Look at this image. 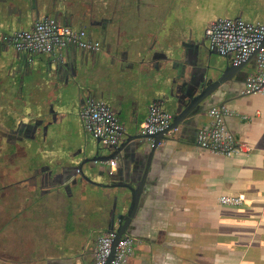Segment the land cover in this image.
Masks as SVG:
<instances>
[{
    "label": "flooded vegetation",
    "instance_id": "af4514ba",
    "mask_svg": "<svg viewBox=\"0 0 264 264\" xmlns=\"http://www.w3.org/2000/svg\"><path fill=\"white\" fill-rule=\"evenodd\" d=\"M168 1L59 0L58 3L63 6L64 19L58 15L53 17L38 15L40 8L47 5L46 0L6 2L2 0L0 9L2 13L15 10L19 19L27 17L32 21V25L40 18L48 17L74 30L83 31L94 40L96 39L89 36L92 31L88 30L87 26L101 30L104 43L96 40L99 43L97 50L89 51L73 46L63 49L56 58L51 56L48 58L47 67L50 69L54 65L53 73L50 71L53 79L59 77L64 80L66 75L76 74L79 62L84 65L91 64L93 70L100 63H104L106 70L117 68L119 75L126 74L132 69L128 75L132 83L137 77L142 76L157 86L161 82L164 84V75L184 72V64L177 68L179 63L176 56L180 50L185 62L191 66L189 82L180 83L178 88L174 87L172 93L175 98L172 103H161L157 100L158 97L153 102L164 109L170 107L173 121L174 116L191 105V94L196 96L200 92L196 83L199 75L205 71L207 77L215 80L220 74L214 71L213 67L223 68L225 65L212 63V54L218 53L210 48L206 33L204 34L208 45L205 44V39L203 42L196 41L188 33L185 23L187 15L181 6L185 3L184 0H175L172 3ZM166 2L170 5H166ZM34 13L37 15L32 18ZM7 17L9 16L2 14L0 19L6 21ZM148 20L153 21L152 24L155 26L146 32L142 27ZM213 20L215 19L209 22ZM17 30L19 29L13 30L10 35L5 33L4 37L10 44L11 37ZM142 35H148L147 43L134 47V41ZM71 48L73 55L70 58L63 51L68 52ZM102 51L103 56L100 55ZM34 55L44 56L37 53H14V58H17L19 64L24 57V63L19 65L23 74L29 71ZM220 56L226 57V63L228 57ZM163 61L166 62V67H163ZM229 61L232 62L231 59ZM249 73L247 72V76ZM164 86L167 92L171 91V86H167L166 83ZM93 94V92L79 94L78 102L76 101L79 115L87 99L95 98ZM3 95H0V255L6 258L4 260L0 258V264H95L98 237L104 232L117 229L123 231V236L129 237L132 241L131 253L121 264H135V257L144 248L142 246H148L150 249L152 245V240L147 236L141 238V226L136 219L138 208L140 203L147 199L146 193L152 191L149 183L153 180L157 183L159 181L149 175L153 158L145 179L142 181L140 177L152 147L149 145L151 143L149 139L135 138V135L145 134L141 129V123L137 128L135 124L133 128H127L119 121L122 130L116 144L113 146H105L100 142L97 144L99 156L115 155L104 159L103 162H97L93 169H90V163H84L80 167L78 164L84 158L93 156L96 138L92 144L84 142L76 152L64 153L56 158L48 157L37 166L29 167L31 153L25 150L24 143L35 138L36 132H42L47 122L35 116L26 117L12 126L8 125V121L5 120L8 111L4 113L1 103ZM212 103L213 101L209 100L204 105L192 107L185 120L183 119L177 128L167 134L164 140H169L172 144L177 143L183 125L190 124L199 114H205L208 123L207 111ZM83 125L91 134L84 122ZM201 126L195 125L196 135L193 141L200 150L202 149L197 145L196 137ZM140 145H144L143 148L137 149ZM162 149L159 142L153 151V157L157 153L161 154ZM143 156L145 160L142 162ZM111 159L114 160L113 167L109 165ZM135 171L138 173L137 176ZM98 172H101V175H98ZM138 186L140 191L135 208L132 207V202ZM81 200L86 202L84 206H79V203L83 204ZM76 210H79V213L76 214ZM56 225L63 226L64 230L66 226L71 227L69 231L67 229L68 237L64 242H62L64 235L61 236L60 228ZM85 227L86 231L82 232ZM29 237L31 241L37 242L34 248L36 253L33 256L36 258L34 261L27 259ZM40 249L43 252L47 250L46 254L49 255L37 258ZM12 250L18 255L10 254Z\"/></svg>",
    "mask_w": 264,
    "mask_h": 264
},
{
    "label": "crops",
    "instance_id": "0c3cea01",
    "mask_svg": "<svg viewBox=\"0 0 264 264\" xmlns=\"http://www.w3.org/2000/svg\"><path fill=\"white\" fill-rule=\"evenodd\" d=\"M46 1L38 15H58L64 19L59 0ZM242 13L234 17L242 18ZM2 14L9 17L6 21L0 19V57L7 48L5 33L32 25L27 17L24 24V18L19 19L15 10ZM89 36L97 38L92 33ZM68 52L63 51L71 58L73 48ZM177 52V68L184 64V72L163 76L164 84L172 90L190 80L191 66L182 52ZM162 63L167 66L165 61ZM19 72L22 74V69ZM147 79L137 77L132 91L127 90L125 83L116 82L108 90H93V96L104 101L125 127L133 128L135 124L137 128L158 97L154 92L156 86ZM244 84L245 80L227 83L226 90L211 99V106L222 104L234 111L225 118L226 125L247 150L227 157L198 149L193 143L195 125L206 123L203 113L183 125L177 143L160 142L162 152L153 157L149 173L159 181L149 183L152 191L146 193L147 199L140 203L136 217L141 238L147 236L152 245L150 249L142 246L135 264H264V95L244 94ZM224 194L241 196L242 204H220L219 197Z\"/></svg>",
    "mask_w": 264,
    "mask_h": 264
},
{
    "label": "rangeland",
    "instance_id": "374dc122",
    "mask_svg": "<svg viewBox=\"0 0 264 264\" xmlns=\"http://www.w3.org/2000/svg\"><path fill=\"white\" fill-rule=\"evenodd\" d=\"M174 1L169 0L168 2L172 3ZM184 2L181 6L187 15L185 23L188 27V33L199 42H203L205 39V28L210 23L209 21L218 17H234V15L243 12L241 14L243 19L264 24V0H184ZM167 4L169 3L166 2ZM25 20L26 18L23 19L24 24ZM152 22L148 20L142 28H145L148 32L155 26ZM87 29L91 30L92 34L97 37L96 40L104 43L103 33L99 28L87 26ZM11 33L12 31L9 35ZM147 39L148 35L138 37L134 41V47L141 46L144 42L147 43ZM4 42L7 44V48L0 57V95L4 94L1 102L4 113L6 114L8 111L5 117L6 122L8 121V125L12 126L18 120L35 116L40 117L41 121L44 119L47 122L42 132H36L35 138L26 140L24 143L25 150L31 153L29 167L37 166L43 159L48 157L56 158L64 153L76 152L84 142L94 143V137L85 130L83 120L79 115L77 103L79 94L83 95V92H101L103 89L108 90L116 82L121 85L125 83L128 91L133 90V83L128 76L133 71L132 69L124 75H119L117 68L106 70L107 67L104 63H100L93 70L91 64L84 65L79 62L76 74L66 75L64 80L59 77L53 79L50 71L53 73L54 65L50 69L46 65L49 56H51H48V54H44V56L34 55L33 64L29 67V71L21 74L19 72V69H21L19 61L14 59V53L16 52L14 46L7 39ZM205 42L208 45L206 39ZM100 55L103 56V51L100 52ZM211 61L213 64L225 65V58L216 53L212 54ZM121 87L120 90L123 91V86ZM162 109L171 111L170 107L164 109L162 106ZM139 110V114L142 115V108ZM45 127L47 128L45 129ZM128 131L130 130L128 129ZM77 201L79 202L78 199ZM82 203V205L79 203V206L86 204L84 201ZM77 213H79V210H76ZM44 227L46 228V226ZM56 227L59 226L56 225ZM59 228L61 236L64 235L62 241L64 242L71 227L66 226V230H64L63 226L60 225ZM83 231H86V227ZM36 243V241H31L30 237L28 238V261L36 260L33 257L36 254L34 252ZM46 253L47 250L43 252L40 249L36 257L45 258L49 255ZM10 254L18 255L13 250ZM0 258L4 260L6 257L0 255Z\"/></svg>",
    "mask_w": 264,
    "mask_h": 264
},
{
    "label": "built area",
    "instance_id": "2783aa9c",
    "mask_svg": "<svg viewBox=\"0 0 264 264\" xmlns=\"http://www.w3.org/2000/svg\"><path fill=\"white\" fill-rule=\"evenodd\" d=\"M209 46L220 55H230L233 64H238L260 45L264 38V24L252 22L241 17H219L213 20L205 30ZM11 42L18 53L59 55L68 47L94 51L99 47L98 41L90 39L80 30L57 23L44 17L35 21L29 29H19L13 33ZM254 69L249 71L244 94L264 95V48H261L254 59ZM234 111L225 105H213L207 111L208 123L202 125L197 133V145L205 151L222 156H235L247 150V146L238 140L228 129L225 118ZM80 116L94 138L105 146L116 144L122 126L110 107L96 98L87 99L80 111ZM172 121L170 112L165 111L158 103L148 108V113L141 123L145 134H155L166 129ZM172 132L169 131L168 134ZM114 166V160L109 162ZM242 197L224 194L219 203L227 206H239ZM132 241L122 236L116 241L115 231L101 234L95 247V264H121L130 255Z\"/></svg>",
    "mask_w": 264,
    "mask_h": 264
},
{
    "label": "water",
    "instance_id": "95a60500",
    "mask_svg": "<svg viewBox=\"0 0 264 264\" xmlns=\"http://www.w3.org/2000/svg\"><path fill=\"white\" fill-rule=\"evenodd\" d=\"M264 48V38L261 41L260 45L247 57L246 60L238 63V64H233L229 60L230 55H228V59H226L225 66L223 68L219 67H213L214 71H218L220 74L217 79L214 80V78H209L207 77V74L204 72L199 75V79L196 82L198 84L200 92L196 96L194 94H191L192 96V101L191 105L184 109L183 112H180L176 116H174L173 121L169 124V126L164 129L161 132L155 133V134H144V135H135V138L143 137L146 139H149L151 143L149 145H152L151 150L149 151L147 155V164L145 165L144 169L142 170V173L140 174V177L142 181L145 179L149 166H150V161L153 158V151L157 147L158 143L161 142L162 140L166 139V135L168 134L169 131L175 129L178 127L179 124L182 123L183 119L185 120V117L187 114H190L189 112L192 110L191 108L193 107H198L200 105H204L206 101H209L213 99L214 95L221 94L223 93L225 89V86L227 83L228 85H233L236 83H241L247 76V70L251 69L253 70L255 65H254V59L257 54V52L261 49ZM226 58V57H225ZM155 94L158 95L157 100L160 101L161 103H172L174 100V95H173V90L167 92L166 87L164 84L158 83L156 86V89L154 90ZM224 103V102H223ZM222 105V104H221ZM191 109V110H190ZM203 111V110H201ZM99 144V139H96V145L94 146V154L93 156L84 158L79 164L78 167L82 166L84 163H90V169H93L96 165L97 162H103L104 159L106 158H112L115 154H109L108 156H99L98 155V145ZM144 145H140L137 147V149H142ZM138 152V150H137ZM98 175H101V172H98ZM138 173L135 171V176H137ZM140 191L139 186L135 190V196L133 198L132 202V207L135 206L137 207V199H138V193ZM116 233V241L121 238L124 234L123 231L120 229H117L115 231ZM107 264V263H106Z\"/></svg>",
    "mask_w": 264,
    "mask_h": 264
}]
</instances>
